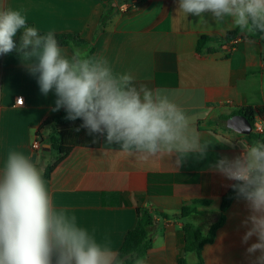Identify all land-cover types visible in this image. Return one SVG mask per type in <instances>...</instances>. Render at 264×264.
I'll return each instance as SVG.
<instances>
[{
  "label": "crops",
  "instance_id": "crops-1",
  "mask_svg": "<svg viewBox=\"0 0 264 264\" xmlns=\"http://www.w3.org/2000/svg\"><path fill=\"white\" fill-rule=\"evenodd\" d=\"M121 5L128 8L122 11ZM0 7L22 9L29 26L41 33L85 40L81 46H62L67 55L80 50L103 56L114 73L130 74L137 86L170 93L202 142L211 144L206 159L190 156L177 168L174 155L124 153L99 136L96 148H74L44 179L56 208L74 215L78 226L117 251L136 224V207L153 210V245L144 257L146 264H177L185 254L184 224L207 231L218 218L221 197L234 183L209 165L219 156L234 157L253 140L218 118L242 109L264 111V35L251 38L243 32L235 44L209 43L215 51L198 53L200 37L222 38L238 27L230 20L217 22L210 14L188 16L178 9V0H0ZM18 97L21 105L15 104ZM54 101V94L40 93L37 78L15 54L0 55V167L13 149L38 160L42 172L57 161L49 140L54 127L42 126L62 110L52 111ZM35 138L39 150L31 147ZM193 200L210 204L199 207L197 215L173 219ZM247 215L246 202L234 199L213 241L202 247L203 264H250L247 245L241 244L245 229L240 224Z\"/></svg>",
  "mask_w": 264,
  "mask_h": 264
},
{
  "label": "clouds",
  "instance_id": "clouds-1",
  "mask_svg": "<svg viewBox=\"0 0 264 264\" xmlns=\"http://www.w3.org/2000/svg\"><path fill=\"white\" fill-rule=\"evenodd\" d=\"M178 9L217 22L230 20L241 32L264 34V0H178ZM15 53L40 93L54 94L52 111L82 120L80 128L98 134L119 151L144 158L167 154L182 167L191 156L204 160L211 144L202 142L186 110L163 89L137 86L127 73H114L103 56L80 50L67 55L53 31L29 26L23 10L0 7V55ZM238 135H242L236 130ZM95 142V141H94ZM230 143L231 141H226ZM110 149V148H109ZM209 167L224 178L237 199L246 202L241 244L250 264H264V139L243 144L234 157L219 156ZM253 238L255 241L249 243ZM146 264L137 253L122 256L58 209L38 160L10 150L0 167V264ZM187 264H198L185 252Z\"/></svg>",
  "mask_w": 264,
  "mask_h": 264
},
{
  "label": "trees",
  "instance_id": "trees-1",
  "mask_svg": "<svg viewBox=\"0 0 264 264\" xmlns=\"http://www.w3.org/2000/svg\"><path fill=\"white\" fill-rule=\"evenodd\" d=\"M43 34V33H42ZM60 46H81L86 44L85 40L78 38L72 34H55ZM264 34L255 33L250 35L251 38H258ZM243 32L239 28L228 32L222 38L212 37H200L197 43L196 51L198 53L215 51V48L207 47L209 43L217 45L229 43L236 37H242ZM15 54V53H12ZM233 114H242L246 116L251 122V109H242ZM66 112L62 109L59 113L47 117L42 126L52 125L54 127V133L50 137L51 150L57 154V161L52 165H47L43 171V178L49 179L50 175L56 166L62 159H64L74 148L86 147L96 148L99 145L98 134L89 135L87 129L77 128L82 124L81 119L70 121L65 119ZM227 117H219L218 121L225 125ZM253 139H264V135H255L252 132L249 134ZM95 141V142H94ZM236 199L235 193L230 188L220 200V207L218 211L217 220L212 223L207 231L203 232L191 223H185L181 229L184 240V253L192 251L195 253L198 264H203L201 258V250L203 245L211 243L214 239L215 232L225 221V212L231 205L232 201ZM210 204L209 200H193L189 203L183 204L180 213L173 217L175 218H188L200 213L199 207H206ZM137 220L135 226L127 231L118 252L122 256H128L130 253L135 252L140 257L144 258L147 251L153 245V229L155 227V219L153 217V210L137 206L136 207ZM127 264H132L131 260L127 261ZM177 264H187L184 260V255L177 258Z\"/></svg>",
  "mask_w": 264,
  "mask_h": 264
},
{
  "label": "built area",
  "instance_id": "built-area-1",
  "mask_svg": "<svg viewBox=\"0 0 264 264\" xmlns=\"http://www.w3.org/2000/svg\"><path fill=\"white\" fill-rule=\"evenodd\" d=\"M128 8L127 5H121L120 10L125 11ZM238 39L235 38L229 42V44H235L237 43ZM228 44V45H229ZM22 97H18L15 101L16 105H21L22 103ZM264 111L261 112H255L251 115V126H252V133L255 135H264ZM31 147L33 150H39L40 149V141L35 138L31 144Z\"/></svg>",
  "mask_w": 264,
  "mask_h": 264
},
{
  "label": "water",
  "instance_id": "water-1",
  "mask_svg": "<svg viewBox=\"0 0 264 264\" xmlns=\"http://www.w3.org/2000/svg\"><path fill=\"white\" fill-rule=\"evenodd\" d=\"M226 127L232 131L239 130L242 134H250L252 126L249 119L242 114H234L227 118Z\"/></svg>",
  "mask_w": 264,
  "mask_h": 264
}]
</instances>
